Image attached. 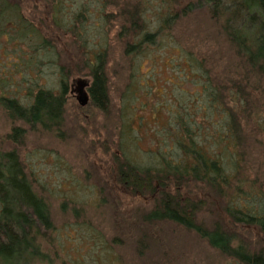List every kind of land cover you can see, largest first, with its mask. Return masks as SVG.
I'll list each match as a JSON object with an SVG mask.
<instances>
[{"label": "rangeland", "instance_id": "obj_1", "mask_svg": "<svg viewBox=\"0 0 264 264\" xmlns=\"http://www.w3.org/2000/svg\"><path fill=\"white\" fill-rule=\"evenodd\" d=\"M9 1L57 54L58 64L49 69L52 74L41 87L56 90L59 66L68 74L67 103L58 131L23 126L24 136L12 141L10 134L21 125L11 121L0 107V153L14 151L19 155L35 190L50 207L53 229L42 242L47 264H239L195 233L169 223L147 229L152 239L139 256L138 236L146 228L137 221L136 213L147 212L151 206L116 182L114 159L121 154L141 167L153 168L160 166V153L168 157L180 153L174 135L162 130L166 112L174 109L173 100L184 104L194 98L191 95L200 89V72L209 74L215 88L230 73L232 61L218 31L197 29L204 13H194L176 23L173 16L181 11L183 5L179 3L184 0H59L55 5L49 0ZM80 13L84 15L82 23L75 20ZM5 19L7 22L8 17ZM76 23L87 40L85 44L71 37L74 33L69 27ZM7 29L1 33L0 28L1 89L16 81L12 71L19 42L15 31ZM146 34H152L148 41ZM139 44L141 48L132 49L126 56L128 46ZM94 51H100L104 58L109 95L106 113L90 105L92 101L86 109L80 107L74 92L79 81L91 84L88 65L93 62ZM188 52L190 58H199L197 62L206 70L190 71ZM5 75L10 82L2 79ZM27 87L23 82L14 83L10 92L20 90L15 95L20 98ZM239 119L246 148L241 170L252 186L246 190L243 205L259 212L264 205V199L256 195L260 190L264 194V129L255 121L245 122L242 115ZM253 137L255 140H250ZM200 187L189 186L195 192L203 190L204 195L206 186ZM208 198L220 199L215 194H208ZM220 202L223 207L225 201ZM222 217L221 222L228 227L227 216ZM211 224L206 220L209 228ZM243 227L247 229L241 230ZM236 232V242H243L240 238L249 242L262 239L256 227L237 225Z\"/></svg>", "mask_w": 264, "mask_h": 264}, {"label": "trees", "instance_id": "obj_2", "mask_svg": "<svg viewBox=\"0 0 264 264\" xmlns=\"http://www.w3.org/2000/svg\"><path fill=\"white\" fill-rule=\"evenodd\" d=\"M49 1H53L52 5L60 3L59 0ZM179 4L183 6L173 16L174 21L191 18L194 13H204L197 29L218 31L217 36L223 39L226 53L232 61L229 65L231 71L223 76L224 81L216 88L209 74L200 72L197 75L200 89L191 95L194 98L184 104L173 100L174 109L166 112L168 118L162 123V130L174 135L180 151L175 157L160 153V166L153 168L141 167L123 154L115 157L117 184L142 193L139 197L151 206L147 212L136 213L137 221L146 228L138 236L136 253L143 255L152 239L147 229L169 223L195 233L211 248L239 264H264V205L259 212L243 205L246 190L252 186L248 185L249 180L241 170L246 163V148L243 124L239 119L242 115L245 122L255 121L260 129H264V119L261 118L264 116V0H188V3L184 0ZM19 13V8L9 0H0L1 33L8 32L9 27L11 32L15 31L16 41L22 46L29 45L30 38L35 39L32 44L37 47L38 72L41 70L40 61L47 53L52 66L57 65L55 49L30 24H26ZM5 16L9 21L6 22ZM83 16L80 13L75 20L82 23L80 18ZM201 23L205 24L204 28ZM77 25L69 27L70 33H74L71 37L79 38L85 44L87 40ZM208 36L211 37L210 34ZM151 37L152 34H146V41ZM202 37L205 38L204 35ZM137 47L141 48V45L128 46L126 56ZM188 53L186 63L190 71L194 68L206 70L197 62L199 58L196 61ZM93 57V65H88L92 80L90 105L100 113H106L109 95L104 58L100 51ZM58 68L60 80L55 91L62 88L60 92L42 88L38 74L37 84L31 87L35 88L34 92L28 87L27 93L22 92L23 98L20 94L19 102L18 98L0 100V103L4 101L5 110L13 111L5 112L10 118L7 117L21 125L13 129L12 141L24 136V127L54 132L62 127L68 74L62 66ZM238 108L246 111L236 112ZM250 140L254 141L255 137ZM229 161L233 163L229 164ZM224 165L233 169L227 170ZM192 183L199 189L206 186L204 195L203 190H191L189 186ZM208 194L211 197L215 194L220 199L208 198ZM256 195L264 199L263 191ZM220 201H225L223 207ZM223 215L228 218V227L222 223ZM206 220H211V228L206 225ZM237 225L258 228L262 239L245 242L240 238L239 241L243 242H236L235 235H239ZM52 229L46 198L35 190L16 153L0 154V264H47L48 254L42 249V242L44 235ZM244 229L247 227L241 230Z\"/></svg>", "mask_w": 264, "mask_h": 264}, {"label": "flooded vegetation", "instance_id": "obj_3", "mask_svg": "<svg viewBox=\"0 0 264 264\" xmlns=\"http://www.w3.org/2000/svg\"><path fill=\"white\" fill-rule=\"evenodd\" d=\"M19 15H20V13H19ZM32 42H33V40H32V38H30V44L29 45L22 46L20 43L18 45H16L17 49L15 51H16L18 59L14 58L13 71H12V74H13L12 79H14V77H15L16 81H14V80L11 81L12 83H10L9 86H6V89L0 88V90H2V92H0V100H3V99L9 100V99L18 98L15 95L20 93L19 92L20 90L15 91L13 89V93L10 92V87L14 88V83H22L23 82L24 84H28V87L31 88L32 85L37 84L38 74L40 75V80H41L40 82H43V83H45L47 81V79H49V77L51 76L52 73L49 72V69L52 66V63H51L52 60H51V57H49V59H48V57H47V56H49L48 53L44 56L43 60L40 61L39 69H41V70L39 72L37 71V66H38L37 62L38 61L35 57L37 47L35 45H33ZM14 47H15V45H14ZM93 54H99V52L94 51ZM93 54H92V56H93ZM94 57H93V62L90 63L91 65H93L92 63H94ZM20 69L23 71L20 72ZM23 72H25L26 74H24ZM2 79L8 80V76L5 75ZM59 80H60V77H59ZM89 82H85L87 85L86 91L88 92V95H89V101H92V97L90 94V88H91L92 81H91V84H89ZM60 84L62 85L63 82L60 81ZM28 87L23 91L24 94L27 93ZM61 89L62 88H60L59 91H54V92H60ZM31 90H32V92H34L35 88H31ZM76 91H77V88L74 91L75 94H76ZM64 92H65V97L67 99V97H68V86L67 85L65 87ZM9 94H13V95L10 96ZM19 99L20 98L17 99L18 102H19ZM28 99H31V97H29ZM3 103H4V101H2L0 103V107L4 110V112H13L10 109L5 110L3 107V105H4ZM24 104H27V103H24ZM63 112H65V109L63 110ZM23 132L25 134V131H23ZM46 132H48V131H46ZM10 136H12V134ZM11 152H14V151H11ZM11 152H6V153H11ZM6 153H0V154L5 155ZM16 155H17V159L20 161L19 155L17 153H16ZM127 190H129L132 194H136L138 196L143 195L142 193H140L138 191L135 192V191L130 190V189H127ZM141 192H143V190Z\"/></svg>", "mask_w": 264, "mask_h": 264}, {"label": "water", "instance_id": "obj_4", "mask_svg": "<svg viewBox=\"0 0 264 264\" xmlns=\"http://www.w3.org/2000/svg\"><path fill=\"white\" fill-rule=\"evenodd\" d=\"M87 85L84 81L78 82L77 88V101L80 107H86L89 104V95L86 91Z\"/></svg>", "mask_w": 264, "mask_h": 264}]
</instances>
